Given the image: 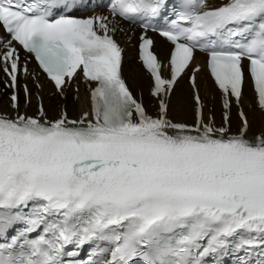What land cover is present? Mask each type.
Wrapping results in <instances>:
<instances>
[{
  "label": "snow or ice",
  "instance_id": "6c2138e0",
  "mask_svg": "<svg viewBox=\"0 0 264 264\" xmlns=\"http://www.w3.org/2000/svg\"><path fill=\"white\" fill-rule=\"evenodd\" d=\"M88 6L0 0V72L13 89L12 113H0V264H264V130L242 99L250 79L264 118V0H107L94 5L107 16L75 15ZM120 20L143 29L154 112L122 75ZM149 30L170 45L164 61ZM197 51L221 93L219 125L204 118ZM33 58L60 95L82 72L87 110H21ZM189 72L191 123L169 115Z\"/></svg>",
  "mask_w": 264,
  "mask_h": 264
},
{
  "label": "bare ground",
  "instance_id": "6f19581e",
  "mask_svg": "<svg viewBox=\"0 0 264 264\" xmlns=\"http://www.w3.org/2000/svg\"><path fill=\"white\" fill-rule=\"evenodd\" d=\"M158 53L160 57L166 56V53L169 49L168 46L164 45L160 40L157 42ZM159 47H161V50ZM130 50L127 49L125 54V59L123 62V72L126 80L128 81L130 88L134 93L140 92L143 96L145 105L148 107L150 111V107L154 106V102L152 99L148 97V86L149 79L145 76L144 72L141 70L140 66L132 60ZM197 84L199 86L200 94L204 99H207L209 95H212L214 99H217L218 93L212 86V84L207 80L205 72L202 70L197 75ZM44 91H47V95L43 99V104L45 111L48 115H54L56 117L58 115V110L60 105L64 104L65 108L70 117L76 118V116H80V114L85 110L87 106L86 94L82 91L78 93L77 102H72L69 98L65 100H60L57 96L49 97V92L53 91L51 86H44ZM3 96V95H2ZM147 99V101L145 100ZM243 108L248 112L249 118L252 122V131H256L257 133L264 130L262 126V117L261 114L254 109V103L252 101L253 97L248 89V87L244 88V96H243ZM8 99L3 97L0 99V109H8ZM208 102H211L208 100ZM34 100L31 98L30 104L27 108V111L33 109L32 113H35L33 108ZM216 109V108H215ZM217 116V112L215 111ZM169 115L174 120H181L189 122L190 119L194 117V103L192 102L191 97V89L186 83V75L183 76L176 84L174 93L171 97V105Z\"/></svg>",
  "mask_w": 264,
  "mask_h": 264
},
{
  "label": "rangeland",
  "instance_id": "374dc122",
  "mask_svg": "<svg viewBox=\"0 0 264 264\" xmlns=\"http://www.w3.org/2000/svg\"><path fill=\"white\" fill-rule=\"evenodd\" d=\"M133 60V59H132ZM3 97H5L4 95L1 97V99H3ZM69 100H71L72 102H74L73 101V99L70 97L69 98ZM145 100L147 101V99L145 98ZM76 102H77V100H76ZM214 106H218V103L216 102V104L214 105ZM33 107H34V104H33ZM254 132H256V131H254Z\"/></svg>",
  "mask_w": 264,
  "mask_h": 264
}]
</instances>
